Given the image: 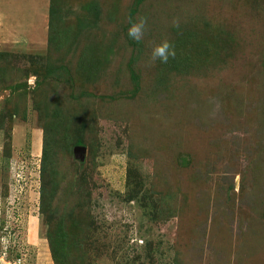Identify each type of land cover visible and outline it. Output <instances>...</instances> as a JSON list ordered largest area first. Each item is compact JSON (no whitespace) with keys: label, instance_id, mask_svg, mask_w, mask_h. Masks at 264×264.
<instances>
[{"label":"rangeland","instance_id":"1","mask_svg":"<svg viewBox=\"0 0 264 264\" xmlns=\"http://www.w3.org/2000/svg\"><path fill=\"white\" fill-rule=\"evenodd\" d=\"M49 1L0 49L1 262L264 264V0H145L138 42L137 0Z\"/></svg>","mask_w":264,"mask_h":264},{"label":"crops","instance_id":"2","mask_svg":"<svg viewBox=\"0 0 264 264\" xmlns=\"http://www.w3.org/2000/svg\"><path fill=\"white\" fill-rule=\"evenodd\" d=\"M36 1L38 2V5L35 3V6H38L39 14L37 12L38 15H36L34 19H29L27 16H24V11H22V16L18 17H14L13 13L8 14V9H6L7 7H4L6 4L5 0H0V2L4 5L0 7V49L9 44H13V42L23 45L24 43L30 42L32 37L37 36V38H45L48 35L47 33L50 26V1ZM17 19H19V23H17ZM21 19L24 20L26 27L22 25ZM26 19H28L27 22ZM14 25H16V28ZM41 41L42 39L37 40V45L41 47L42 45L46 46V44H42ZM16 143H19L20 145V142H17V140ZM0 264L4 263L0 261Z\"/></svg>","mask_w":264,"mask_h":264},{"label":"clouds","instance_id":"3","mask_svg":"<svg viewBox=\"0 0 264 264\" xmlns=\"http://www.w3.org/2000/svg\"><path fill=\"white\" fill-rule=\"evenodd\" d=\"M144 27V18H140L139 21H130L129 28L127 30L128 37L138 42L143 35ZM151 55L153 60L159 58L160 62L163 64L167 63L169 57L174 56L175 53L169 42L167 40H164L159 45L153 48Z\"/></svg>","mask_w":264,"mask_h":264},{"label":"built area","instance_id":"4","mask_svg":"<svg viewBox=\"0 0 264 264\" xmlns=\"http://www.w3.org/2000/svg\"><path fill=\"white\" fill-rule=\"evenodd\" d=\"M20 180H23V179L20 177ZM22 246H23V243L18 242V237H17V234H15V232L12 233V231L9 230V233L6 234L5 236L0 235V261L8 260L9 253H11V251H13L14 249L16 251L18 248ZM15 260H16L15 262H19L21 260V257L20 258L18 257Z\"/></svg>","mask_w":264,"mask_h":264},{"label":"trees","instance_id":"5","mask_svg":"<svg viewBox=\"0 0 264 264\" xmlns=\"http://www.w3.org/2000/svg\"><path fill=\"white\" fill-rule=\"evenodd\" d=\"M145 0H137V2H136V7H134L131 11H130V14H129V16H130V20H129V22L130 21H132V16L136 13V11H137V9H138V7H139V5L142 3V2H144ZM54 10H55V8H54ZM56 11V10H55ZM53 9H52V7L50 8V16H52L53 15ZM51 21V20H50ZM131 42V41H130ZM133 45V44H132ZM132 67H130V69H131ZM129 69V70H130ZM131 76H132V82L134 83V86H135V89H134V91L136 92V93H138L139 91H140V79H139V76L137 75H135L134 74V72H133V69H131ZM53 250V249H52ZM54 258H55V254H54Z\"/></svg>","mask_w":264,"mask_h":264},{"label":"water","instance_id":"6","mask_svg":"<svg viewBox=\"0 0 264 264\" xmlns=\"http://www.w3.org/2000/svg\"><path fill=\"white\" fill-rule=\"evenodd\" d=\"M80 149V150H79ZM79 149H76V155L77 156H80V154L82 153V152H84V149L83 148H79ZM81 157V159L83 158V156H80Z\"/></svg>","mask_w":264,"mask_h":264}]
</instances>
